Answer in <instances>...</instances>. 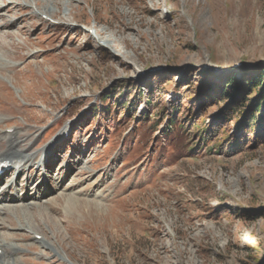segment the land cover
I'll return each mask as SVG.
<instances>
[{
  "label": "rangeland",
  "instance_id": "374dc122",
  "mask_svg": "<svg viewBox=\"0 0 264 264\" xmlns=\"http://www.w3.org/2000/svg\"><path fill=\"white\" fill-rule=\"evenodd\" d=\"M6 2L0 16L20 6L40 54L0 74V133L14 130L27 150L0 193L34 198L0 218L53 238L42 246L0 224V239L23 247L15 264H264V143L222 151L232 118L198 142L233 103L203 86L264 70V0ZM45 216L53 222L36 223Z\"/></svg>",
  "mask_w": 264,
  "mask_h": 264
},
{
  "label": "bare ground",
  "instance_id": "6f19581e",
  "mask_svg": "<svg viewBox=\"0 0 264 264\" xmlns=\"http://www.w3.org/2000/svg\"><path fill=\"white\" fill-rule=\"evenodd\" d=\"M0 11L2 10L3 6L6 7V9L9 11V9H11V6H7L10 2H6V0H0ZM14 8V7H12ZM19 9H17V13L16 14V18H4L0 16V50L4 51L5 57L9 60H22L23 58H30L32 59L31 62L25 63L23 66L20 65V63L18 65L12 66L9 64H6L4 62H2V60L0 59V74L2 75H8L10 74L11 76H13L14 74L18 73L21 68H23L24 66L28 65L29 63L32 64H37L39 63V61H37L39 59V52L40 50L35 49L36 46V41L33 39H30V33L28 29V24L25 23L26 18L24 17L23 11L21 9L20 6H18ZM23 24L21 27H17L16 28V34L14 33H8V30L14 28L16 26V24ZM32 28V27H31ZM129 28V27H128ZM2 34V35H1ZM15 37L21 38L23 41V47L22 49H20V47L18 45L20 44H16L17 42H15ZM7 39L8 41L5 43L4 40ZM28 45V46H27ZM15 50H17L18 55L16 56L14 54ZM21 53V54H20ZM22 58V59H21ZM34 61V62H33ZM34 79V78H32ZM0 83H2L0 81ZM11 128V127H9ZM19 137H17V135L15 134V131H12L11 133H0V144L5 143L6 145V150L4 151H0V162H7L10 163V167L13 169V173L14 172H22L25 167H19L18 165H20V163L23 161V159H25L27 157L26 154V149L20 147V142H19ZM51 145L46 146V148L42 151V154L44 152H46V150L50 147ZM48 157V156H47ZM46 159H48V161L50 160L49 157ZM36 163V162H34ZM43 164V162H42ZM40 163V165H38V167H40L42 165ZM53 164H49L48 167L49 168H53ZM18 168V169H17ZM12 173V175H13ZM18 174V173H17ZM11 175V177H12ZM82 175V174H80ZM17 182V181H16ZM11 187V184L9 185L8 188ZM46 190H49V188H47ZM4 191H6L4 189ZM30 194V193H29ZM73 200L72 202L75 203L76 200L74 199H69ZM34 201V198H30L28 197V194H26L25 196H23L21 199L18 196H13V195H9V194H4L0 193V214H2L3 211L7 210V212L11 209L9 206H13L14 204H18L20 202H30V205H34L31 204V202ZM52 202V201H50ZM67 202V201H66ZM71 202V201H70ZM12 204V205H10ZM28 204V206H30ZM70 205V204H69ZM74 206V205H73ZM72 206V207H73ZM71 208V206H69ZM16 210V209H15ZM64 211V209H63ZM67 211V210H66ZM70 214V213H69ZM41 221L45 222V224H48L50 222H53V220L47 216L44 217V220H40V221H36L37 224H41ZM8 224L10 227H15L17 229L23 230L25 232L28 233V235L30 234L36 242V235H40L41 239L39 242H36V244H40L42 246H47V244H45V242H43L45 239V241H48L50 239L53 238H48L47 237V232L46 234H43L37 230H35L34 228L38 229L40 228L38 225L36 227H30L25 221H20L19 223H15L13 220H9L7 218V220H1L0 218V224L3 226V224ZM52 229H55L56 226L54 224H50ZM30 227V228H29ZM28 229V231H27ZM41 229V228H40ZM14 243L17 242H13V238L9 237V236H5V240H1L0 239V251H1V256L4 252H8V259H3L1 256L0 258V264H15V256L17 255V253L19 252L18 250L23 249L22 246H17L14 245Z\"/></svg>",
  "mask_w": 264,
  "mask_h": 264
},
{
  "label": "trees",
  "instance_id": "16d2710c",
  "mask_svg": "<svg viewBox=\"0 0 264 264\" xmlns=\"http://www.w3.org/2000/svg\"><path fill=\"white\" fill-rule=\"evenodd\" d=\"M264 79V70L253 71L249 75H242L240 80L233 77H229L226 80L225 85L217 86L211 81L203 86V89L207 91L205 93L206 97L209 99L216 97L219 98V101H225L229 98L233 99V103L227 104V108L221 110L216 118L209 122L202 131L198 133V142L205 140L209 133L212 135L215 134V131L221 129L224 123L228 118L236 119L234 125V132L232 134L224 135L223 140L226 139L222 151L231 153V155L238 153L237 151L241 150L245 146V142H249L255 146H259L264 143V84L262 80ZM211 92V94H209ZM240 93V94H239ZM242 94V95H241ZM238 95H241L240 97ZM251 95H254L252 99L248 98ZM206 97L203 96L202 105ZM107 98V97H105ZM211 101V100H210ZM125 108V105L122 107ZM128 108V107H127ZM178 108H174L170 116L167 117L172 125L175 122L174 115ZM199 110L197 111V113ZM196 113V112H195ZM163 117V116H162ZM196 114L192 117H187L184 124L180 126V131L183 130L186 132L187 129L193 127V120L195 119ZM212 122H215L216 128L213 127ZM171 129V128H170ZM173 130V129H171ZM249 131L250 137L245 138V133ZM198 130L195 128V133ZM181 133H178L179 137ZM244 138V143L239 141ZM243 141V140H242ZM221 150V149H220ZM256 216L262 218L264 217V212L258 211Z\"/></svg>",
  "mask_w": 264,
  "mask_h": 264
}]
</instances>
